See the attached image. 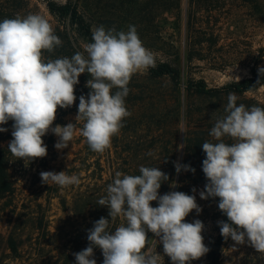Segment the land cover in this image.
I'll list each match as a JSON object with an SVG mask.
<instances>
[{"label":"clouds","instance_id":"obj_1","mask_svg":"<svg viewBox=\"0 0 264 264\" xmlns=\"http://www.w3.org/2000/svg\"><path fill=\"white\" fill-rule=\"evenodd\" d=\"M61 45L52 24L39 14L0 21V125L13 122L7 148L16 160L46 157L42 138L49 132L59 138L54 145L57 150L67 148L79 131L92 151L104 153L131 115L125 98L132 76L155 67V55L144 46L134 25L127 31L100 25L92 30V42L71 58L44 56ZM84 73L90 77L85 85L90 91L79 96L76 122L53 127L58 109L74 105L75 86ZM258 73L264 76V67ZM238 99L229 93L224 115L213 114L212 141L202 143L207 183L199 196L219 199L218 209L227 217L217 222L220 234L225 241L235 242L233 249L247 244L264 255V107L238 105ZM77 122H83L79 130ZM7 131L0 127V133ZM184 147L181 144L178 149ZM174 167L177 174L195 172L179 162ZM139 173H115L106 195L96 203L108 208L110 219L101 217L93 223L88 246L73 253L76 264H97L95 248L101 250L103 264H161L157 243L171 264H191L209 252L202 235L204 223L200 219L186 222L190 213L202 211L196 196L182 191L161 195L159 189L169 176L159 167L141 165ZM40 178L42 184L60 188L80 183L76 174L66 171H42ZM154 201L158 206H152ZM118 218L124 223L111 231L110 223Z\"/></svg>","mask_w":264,"mask_h":264},{"label":"rangeland","instance_id":"obj_2","mask_svg":"<svg viewBox=\"0 0 264 264\" xmlns=\"http://www.w3.org/2000/svg\"><path fill=\"white\" fill-rule=\"evenodd\" d=\"M30 1L40 8L41 14L47 20H51L42 0ZM56 1L65 2L66 0ZM137 1L136 4L133 2L121 6L120 0H86L92 9L90 15L95 24L94 28L104 25L106 28L114 27L117 31H127L129 25H134L144 46L154 53L155 61L175 62L181 67L179 90L181 123L175 162L190 165L195 172L182 170L177 174L175 170L173 183L177 187H170V191H179L181 188L182 192L196 196L202 211L199 214L195 211L190 213L186 217V222L200 219L204 223L202 235L204 244L207 246L208 238L215 233L221 211L218 209V203L210 199H200L199 192L207 183L201 161L192 159L193 157L188 159L185 147L179 150L178 146L185 144L189 128L184 115L189 105L194 106L195 109L196 114L192 122L196 123L199 136L212 139L209 133L215 122L213 114L215 117L224 115L227 98L217 100L188 96L184 84L188 78H194L204 79L210 87H221L233 80L249 78L253 67L258 69L264 67V0H179L175 4H172L170 0H159L156 4L153 0ZM189 55L193 57L191 63L187 62ZM142 74L137 73L133 76L139 78ZM152 87L155 90L162 89L160 85L154 84ZM238 97V105L242 103L247 107L253 105L264 107V88ZM126 102L125 99V104ZM163 111L166 114L171 112L168 108ZM75 117V114L68 115L64 123L60 125L75 123ZM148 121V118H143L141 123L138 122L136 125L140 129L134 132L130 123L128 129L123 126L115 135L123 162L140 160L137 158L135 160L129 148L165 146V141L152 142V132ZM78 126L79 122L76 124L77 130H79ZM53 136L56 143L59 138L54 134ZM168 138L167 136L166 139ZM225 141L232 143L228 138H225ZM83 146L84 142L77 131L67 148L63 150L55 148L57 153L55 161L48 163L39 158L31 164L25 162L23 166L15 167L17 191L11 199V206L7 208V212L0 213V231L7 237L15 222L17 223L18 230L15 236L24 241L20 248L22 256L14 259L6 256L9 252H1L4 254L0 253V264H60L63 253H68L71 256L70 260L76 264L73 253L88 246L87 234L90 220L84 210L85 195L91 191L98 193L99 189L101 190L102 181L100 177H90L94 167L89 171L80 172L78 185L66 188L42 184L40 173L42 171H66L67 173L75 164L77 154ZM96 157H91L88 163L95 162ZM164 158L163 154L153 156L152 160ZM73 174L77 175L78 172ZM193 188L197 190L195 193L192 192ZM152 206H158L157 202H152ZM0 207H3V202L0 203ZM13 211L15 212L13 220L8 223L10 213ZM75 211H77L76 214ZM39 214L44 215L45 222L49 224L52 237L48 241L46 239L35 241L38 231L35 232L28 219L30 216ZM18 215L21 217L17 222ZM123 221V218H120L117 226L124 223ZM149 237L152 238L151 233ZM234 243L231 238L226 243L222 254L223 264H264V255L257 253L247 244L235 245L233 249ZM155 251L161 253V264H171L170 259L163 256L162 245L157 243ZM94 258L97 264H103L100 249L94 251ZM203 262L204 256L199 260L191 261V264Z\"/></svg>","mask_w":264,"mask_h":264},{"label":"trees","instance_id":"obj_3","mask_svg":"<svg viewBox=\"0 0 264 264\" xmlns=\"http://www.w3.org/2000/svg\"><path fill=\"white\" fill-rule=\"evenodd\" d=\"M136 1L137 0H120V4L124 6L126 3L131 4ZM158 1L159 0H153V3L156 4ZM170 1L172 4H175L177 1L179 2V0ZM42 2L48 15L51 17V20L48 21L52 24L55 34L62 40V45L58 46L53 53H44L46 58H71L77 51H83L84 44L92 42V30L95 24L90 15L92 9L87 4L86 0H66L65 2L42 0ZM136 3L138 4V1ZM27 14H39L45 17L41 14L40 8L37 5H33L30 0H0V21L5 18H14L17 15L25 16ZM192 61L193 57L189 55L187 62L191 63ZM181 76L182 70L178 63L158 60L155 61V67L149 68L140 75L139 78L132 76L128 85L130 91L125 99L127 101L126 107L131 115L124 119L123 123L125 129H128V125L131 123L134 132L140 129L136 127L138 122L141 123L143 118H148V125L152 132V142L159 140V142L161 141V143H163L165 141L164 147L161 145V147L141 146L138 148L136 147L137 149L129 148L135 160L136 158L140 160L125 163L121 160L122 158L115 136L112 138L111 147L102 154L92 151L87 145L85 138L81 136L84 146L77 154L74 161L75 164L71 170L67 171V174L72 175L73 172H78L77 176L80 177V172L89 171L90 168L94 167L90 177H100L102 181L101 190L99 189L98 193L91 191L85 195L84 210L88 214L90 220L89 229H91L93 223L101 217L110 219L108 216V208L98 206L96 203L102 196L106 195L107 185L112 182L117 171L124 174L139 175V167L141 165L159 167L160 170L169 176V181L162 183L159 193L163 195L170 191V184L174 181L175 152L179 141V125L181 123V109L179 105ZM89 78L87 73L81 74L79 83L75 86V95L77 99L74 105L67 109H58L57 118L54 121L53 127L57 124H63L68 115H77L79 96H87L90 91V89L85 86ZM258 80L259 83H257ZM154 84L160 85L162 89L155 90L154 87L151 88ZM261 88H264V76L259 75L258 68L256 67L251 69V76L249 78L240 81L233 80L221 87H210L204 79L194 78H188L184 84V89L188 96L210 99L216 98L217 100L226 99L228 94L232 92L237 96H243L247 93L257 92ZM113 91H115V89ZM167 108L170 109L171 112L166 114L163 110ZM195 114L194 106L189 105L184 115L187 121V127L189 128L185 137V149L188 159L193 157L192 159H199L202 163L205 158V154L202 150V143L205 141H212V139L210 137L199 136L197 125H195V122H192ZM12 123V121H9L5 125H0V127L8 129L7 132L0 133V203L3 202V207H0V213L7 212V208L11 206V199L15 196L17 191L15 180L16 173L14 174L15 167L25 164L24 160H16L7 148L8 142L12 139ZM82 123L83 122H79V128L82 127ZM167 136L169 137L168 139H166ZM42 139L47 145V156L42 159L48 163L55 161L57 153L55 151V138L53 134L49 132ZM158 150H160L159 154L156 155ZM149 153H151V155H149ZM163 154L165 156L164 159L157 161L152 160L153 156L157 157ZM91 157H96V161L90 164L88 162ZM38 159L39 158L33 161ZM103 177L108 178L104 179ZM182 182H184V180H182ZM179 191H181V188ZM209 199L212 202H219L218 198ZM76 213L77 211H75V214ZM10 214L11 217L8 223L12 222L15 212L13 211ZM20 217L21 215L17 216V222ZM28 220L31 222L30 225L34 228L35 232L38 231L35 239L36 242L40 239H46L48 241L50 237H52L49 224L45 222L44 215L39 214L34 217L30 216ZM221 220L227 221V217L224 216L222 212L219 213V221ZM119 221L120 218L110 223L111 231L115 230L118 225L117 222ZM17 230L18 225L15 222L7 237L0 231V253L7 251L9 254L6 256L14 259H18L22 256L20 248L24 243L22 239L20 240L15 236ZM228 240L225 241L221 236L220 228L217 224L214 235L208 238L207 247L209 248V252L204 256V262L202 264H223L222 254ZM98 249L99 248H95L94 251ZM70 259L71 256L68 253H63L60 264H74Z\"/></svg>","mask_w":264,"mask_h":264}]
</instances>
